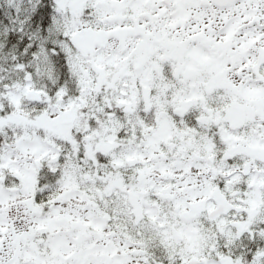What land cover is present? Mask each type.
Masks as SVG:
<instances>
[{
    "label": "snow or ice",
    "instance_id": "obj_1",
    "mask_svg": "<svg viewBox=\"0 0 264 264\" xmlns=\"http://www.w3.org/2000/svg\"><path fill=\"white\" fill-rule=\"evenodd\" d=\"M0 264H264V0H0Z\"/></svg>",
    "mask_w": 264,
    "mask_h": 264
}]
</instances>
